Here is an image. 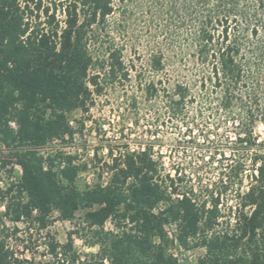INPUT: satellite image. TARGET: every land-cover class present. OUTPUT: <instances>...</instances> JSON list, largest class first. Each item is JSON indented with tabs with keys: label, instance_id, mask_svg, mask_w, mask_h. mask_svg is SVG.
<instances>
[{
	"label": "trees",
	"instance_id": "1",
	"mask_svg": "<svg viewBox=\"0 0 264 264\" xmlns=\"http://www.w3.org/2000/svg\"><path fill=\"white\" fill-rule=\"evenodd\" d=\"M114 3L0 0V144L20 169L19 178L0 189V264H179L172 247L204 251L185 264H264V142L255 132L257 124L264 126L258 108L264 90V0H149L179 16L170 59H187L196 74L193 83L172 85L154 122L165 116L186 122L189 108L204 106L216 122L211 133L231 125L233 141L205 144L210 131L198 130L201 145L190 129L186 147L195 154L168 169L157 135L147 130L153 138H143L135 149L108 147L95 180L79 185L86 166L81 155L68 151L72 141L82 137L86 121L93 122L88 114L95 97L128 76L114 44L97 54L89 49L98 44L96 32ZM166 53L150 56L152 72L164 70ZM158 92L153 81L144 88L147 101ZM74 112L88 118L71 120ZM214 169L216 180L204 179ZM78 211L93 229L97 257L81 261L70 238L60 244L45 233L46 259L36 261L31 231L46 230L55 213L71 221ZM107 222L113 232H104ZM19 224L25 227L21 237Z\"/></svg>",
	"mask_w": 264,
	"mask_h": 264
},
{
	"label": "rangeland",
	"instance_id": "2",
	"mask_svg": "<svg viewBox=\"0 0 264 264\" xmlns=\"http://www.w3.org/2000/svg\"><path fill=\"white\" fill-rule=\"evenodd\" d=\"M114 7V12L105 20V24L99 27L100 32H96L98 44L94 47L89 46V49L93 54H97L107 46V43L114 44L122 50V60L128 70V76L127 79H121L113 86H107L99 97H95L94 106L88 114L93 122L86 121L82 137L72 141L71 148L73 149L68 151L81 155V162L86 166V170L78 178L79 185L95 180L98 168H101L107 161L108 147L115 150L117 146L129 144V148L135 149V145L143 138L147 140L153 138V134H146L147 130L157 135L156 138L161 146L160 151L163 152V163L168 169L184 165L185 160H189V157L195 154L194 150L186 147L190 129L194 132L196 142L201 145L198 130L210 131V138L205 144L226 146L228 142L233 141L231 125L223 124L219 127L217 134L211 133L215 129L216 122L212 112L209 113V109L204 106L194 105L189 108L190 116L186 122H171L166 116L161 117L157 123L154 122V114L162 112L163 100L172 85L176 82L191 81L193 83L196 79V74L192 73L190 65H187V59L186 62H180L176 58L175 60L170 59V48L175 46L172 40L177 41V38L173 36L179 34L178 29L181 24L179 16L168 13L165 7L161 6L158 9L151 6L149 0L119 2L115 0ZM158 51L167 52V60L164 70L154 73L150 69V56ZM151 81L156 83L159 92L157 99L147 101L144 88ZM133 99L136 101V107L131 106ZM258 108L260 112H264V90L259 96ZM196 111L200 113V116H194ZM122 113L125 115L124 118L121 117ZM88 116L74 112L71 120L84 121ZM135 120L138 121V125L133 123ZM72 126L79 128V125L75 123H72ZM255 132L259 137V142H264V126L257 124ZM175 142H182V144L172 148ZM93 154L97 156L95 159H91ZM230 155L229 151L225 150V158H229ZM2 162L9 163L2 168ZM217 172V169L212 170L204 176V179L216 180ZM19 176V167L0 144V189L5 190ZM246 184L245 182L244 189H246ZM3 212V203L0 202V214ZM82 215L83 211H78L73 220L63 221L55 213L51 225L46 230L39 232L33 229L31 231L33 242L30 248L33 250L32 256L36 261L46 259L42 257L45 233L60 244H65L70 238L73 250L80 256L81 261L89 257L96 258L98 253V247L95 245L96 237L93 229L83 224ZM3 221L8 228H12L13 225L8 219L3 218ZM17 226L21 230L19 236H24V225ZM113 231V226L107 222L104 232ZM169 252L174 255L179 264L195 262L204 254L202 249L185 252L176 247H172ZM26 257L30 258V255L27 254Z\"/></svg>",
	"mask_w": 264,
	"mask_h": 264
},
{
	"label": "built area",
	"instance_id": "3",
	"mask_svg": "<svg viewBox=\"0 0 264 264\" xmlns=\"http://www.w3.org/2000/svg\"><path fill=\"white\" fill-rule=\"evenodd\" d=\"M104 129V128H103ZM104 180V182L107 181V176L104 174L103 177H102V181ZM90 183V182H89Z\"/></svg>",
	"mask_w": 264,
	"mask_h": 264
}]
</instances>
